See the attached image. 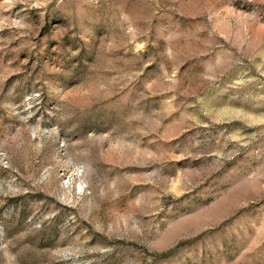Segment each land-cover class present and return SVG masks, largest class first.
<instances>
[{
	"label": "rangeland",
	"instance_id": "obj_1",
	"mask_svg": "<svg viewBox=\"0 0 264 264\" xmlns=\"http://www.w3.org/2000/svg\"><path fill=\"white\" fill-rule=\"evenodd\" d=\"M0 264H264V0H0Z\"/></svg>",
	"mask_w": 264,
	"mask_h": 264
}]
</instances>
